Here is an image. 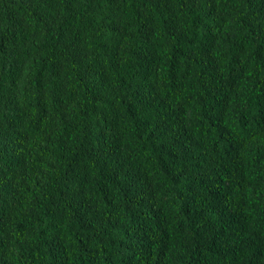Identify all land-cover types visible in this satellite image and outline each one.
<instances>
[{
    "label": "trees",
    "instance_id": "1",
    "mask_svg": "<svg viewBox=\"0 0 264 264\" xmlns=\"http://www.w3.org/2000/svg\"><path fill=\"white\" fill-rule=\"evenodd\" d=\"M0 264H264V0H0Z\"/></svg>",
    "mask_w": 264,
    "mask_h": 264
}]
</instances>
